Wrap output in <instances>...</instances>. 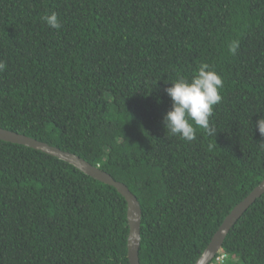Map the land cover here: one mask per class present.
<instances>
[{"label": "trees", "instance_id": "trees-1", "mask_svg": "<svg viewBox=\"0 0 264 264\" xmlns=\"http://www.w3.org/2000/svg\"><path fill=\"white\" fill-rule=\"evenodd\" d=\"M52 12L59 29L42 20ZM0 61V128L126 185L141 209L139 264H194L264 178V0H0ZM201 63L222 99L214 131L186 141L166 134L164 89ZM126 213L114 187L0 140V264H129ZM221 256L264 264V193L209 264Z\"/></svg>", "mask_w": 264, "mask_h": 264}, {"label": "clouds", "instance_id": "clouds-1", "mask_svg": "<svg viewBox=\"0 0 264 264\" xmlns=\"http://www.w3.org/2000/svg\"><path fill=\"white\" fill-rule=\"evenodd\" d=\"M42 20L51 28L59 29L61 24L55 12L42 17ZM239 48V40L229 45V51L235 54ZM6 68L4 61H0V71ZM223 87L221 76L210 69L207 63H201L191 79L183 76L171 81L164 91L171 98V108L163 115V126L166 134L179 136L186 141L196 138L197 128L212 133L209 117L213 106L217 105L222 97L220 89ZM258 131L264 137V116L255 122Z\"/></svg>", "mask_w": 264, "mask_h": 264}, {"label": "water", "instance_id": "water-1", "mask_svg": "<svg viewBox=\"0 0 264 264\" xmlns=\"http://www.w3.org/2000/svg\"><path fill=\"white\" fill-rule=\"evenodd\" d=\"M0 140L20 144L56 157L72 165L74 168L86 174L87 176H90L97 181L114 187L118 191V193L123 196L127 204L126 218L129 227L127 237V259L129 264H139L138 252L140 245L141 209L137 198L126 185L119 181H116L108 173L102 171L98 167L89 164L73 153L63 151L57 147L50 146L45 142L35 140L23 134L0 128ZM262 193H264V178L243 200L236 204L225 216L220 226L213 234L210 242L194 264H209L211 262L216 253L219 252L224 238L230 228L243 214V212L255 201V199L262 195Z\"/></svg>", "mask_w": 264, "mask_h": 264}, {"label": "rangeland", "instance_id": "rangeland-1", "mask_svg": "<svg viewBox=\"0 0 264 264\" xmlns=\"http://www.w3.org/2000/svg\"><path fill=\"white\" fill-rule=\"evenodd\" d=\"M217 261V262H216ZM214 263H212V264H217L218 262H220L221 260H216Z\"/></svg>", "mask_w": 264, "mask_h": 264}, {"label": "built area", "instance_id": "built-area-1", "mask_svg": "<svg viewBox=\"0 0 264 264\" xmlns=\"http://www.w3.org/2000/svg\"><path fill=\"white\" fill-rule=\"evenodd\" d=\"M222 258H223V256H221V257H218V258H217V260H222Z\"/></svg>", "mask_w": 264, "mask_h": 264}]
</instances>
